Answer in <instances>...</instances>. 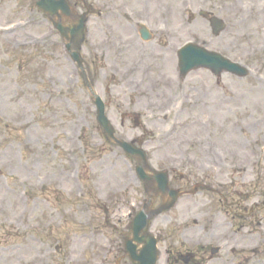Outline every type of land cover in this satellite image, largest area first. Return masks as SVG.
Listing matches in <instances>:
<instances>
[{"label":"rangeland","instance_id":"rangeland-1","mask_svg":"<svg viewBox=\"0 0 264 264\" xmlns=\"http://www.w3.org/2000/svg\"><path fill=\"white\" fill-rule=\"evenodd\" d=\"M20 1L24 4V1ZM180 1L178 0V3ZM187 1L192 8L199 2ZM237 1L243 7L242 10L230 0L205 1L207 8H216V12L229 22L228 32L219 39H213L212 46L207 45L212 50L223 51V54L234 58H252V54L248 53L249 49L258 47L259 50L260 44H264V18L260 24L254 20H247L244 24V16L248 15L252 0ZM104 2L105 0H99L101 5ZM130 6L136 8L133 3ZM139 6L141 7V4ZM17 12L23 16L16 20H29L26 11ZM176 14L177 20L181 19V12ZM114 20L113 22H116L118 18ZM11 22L4 23L0 14V26ZM195 24L197 29H202L200 23ZM40 37V28L0 37V167L5 173L0 181L4 189L6 183L11 188L9 195L0 187V264H24L25 260L31 264H66L69 261L74 264H104V259L110 257L112 248L109 236H106L112 235V231L106 226L107 215L95 208V205L100 200H108V195L114 188L111 186V179L118 178L123 161L115 160L117 149L102 147L100 151H96L99 147L96 144H102L98 131L94 134L95 139L86 145L92 126V112L91 109L90 113L88 110L81 112L83 103L88 105L87 94L77 92L78 98L75 102L65 93L70 72L66 60L54 53L43 54V47L16 51L7 44L9 41L14 47L15 42L35 41L40 45ZM248 38L250 40L247 42ZM95 42L98 47L102 43L101 40ZM52 49L54 52L56 45H53ZM98 50L102 53L104 49ZM81 54L86 63L94 62V52L86 45ZM263 57L264 54L258 51L256 58L250 60V63L261 62ZM49 63H52L51 70L46 68ZM259 71L263 73L264 67L260 66ZM257 77L259 79L252 78L247 82L225 81L231 91L241 95L236 105L223 106L224 108L219 110L220 124H223L225 136L233 132L239 136L237 124L239 126L244 121L248 122L246 115L251 105L255 108L261 105L264 107V84H260L261 78ZM97 80V92L104 96V83L98 78ZM209 85L207 89H212ZM59 93L65 95L61 96ZM216 93L208 90L207 100L213 101ZM114 94L121 102L131 99L126 89L124 91L120 88ZM56 96L60 97L57 101L54 100ZM76 104L81 112L78 118L74 114ZM212 106L210 103L209 114L214 112ZM114 107L116 109L113 108L109 113L112 119L118 121L120 114L117 107ZM243 108L246 117L240 119L236 113ZM146 121L143 119L144 123H149ZM19 129L23 132H19ZM82 130H87V137L84 135L83 141L80 138L83 136ZM68 132L77 136L72 146L67 140ZM136 135L138 134L126 132L120 137L132 140ZM239 137L244 151L246 148L258 151L255 146L261 139L256 131L247 135L246 139ZM224 147H232V144L224 142ZM259 168H250L246 172L236 174L234 182L240 185H259V181L264 180V165ZM27 179H30L31 183L35 180H47L48 186L45 189L51 193L60 192L61 196L57 198L60 203L55 202L54 198L45 199L33 189V184L28 183ZM25 185L28 186L24 187ZM261 187L264 188V184H261ZM26 188L32 192L29 201L22 199L23 190ZM77 188L78 192L75 193L73 189ZM83 189L85 197L80 201L73 195L77 196ZM126 199L128 200L121 197L122 201ZM132 204L138 206L137 203ZM123 233V230H120L115 237L120 246L128 237L127 234L123 237ZM200 233L194 232L195 243L200 239L199 236H202ZM256 240H260V237ZM256 260L251 264H264V257Z\"/></svg>","mask_w":264,"mask_h":264}]
</instances>
